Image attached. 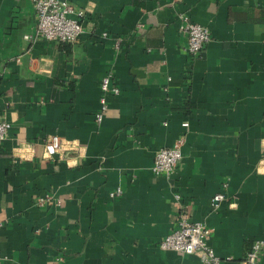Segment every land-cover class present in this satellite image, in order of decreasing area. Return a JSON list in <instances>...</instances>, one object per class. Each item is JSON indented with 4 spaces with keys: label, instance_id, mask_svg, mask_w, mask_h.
Listing matches in <instances>:
<instances>
[{
    "label": "crops",
    "instance_id": "obj_1",
    "mask_svg": "<svg viewBox=\"0 0 264 264\" xmlns=\"http://www.w3.org/2000/svg\"><path fill=\"white\" fill-rule=\"evenodd\" d=\"M70 2L82 33L62 44L24 40L32 2L0 0V264H203L158 248L179 214L210 229L219 264L255 241L264 264V0ZM184 21L209 30L197 55ZM106 75L118 94L97 122ZM49 136L71 148L47 159Z\"/></svg>",
    "mask_w": 264,
    "mask_h": 264
},
{
    "label": "built area",
    "instance_id": "obj_2",
    "mask_svg": "<svg viewBox=\"0 0 264 264\" xmlns=\"http://www.w3.org/2000/svg\"><path fill=\"white\" fill-rule=\"evenodd\" d=\"M32 2L36 26L33 34L25 35L24 40L35 42L39 39L62 44L75 43L82 33L80 19L83 11H75L70 0H30ZM182 31L186 36L185 51L189 55L199 54L205 45L210 41V33L206 27L184 21ZM106 38V33L102 34ZM118 47V41H115ZM110 75L101 79L100 89L102 97L100 99V111L95 115V120L101 122L102 115L106 110L107 94L117 95L118 90L110 85ZM10 125L0 116V143L8 134ZM182 140L177 141L171 148H161L154 154L151 170L155 175H170L181 159ZM69 142L57 136H49L44 143V153L47 159L54 158L57 154L69 150ZM121 195V190L110 194L111 197ZM177 198V196H176ZM223 194H216L212 201L214 204L223 200ZM36 204L42 206L50 201L48 195L38 196ZM210 229L201 222H192L187 215L179 214L176 218V226L173 231L165 236L158 244V248L163 251L182 253L185 255L197 254L203 264H219L218 257L208 246ZM263 248L260 241L253 242L250 250L246 254L243 264H259L258 257Z\"/></svg>",
    "mask_w": 264,
    "mask_h": 264
}]
</instances>
